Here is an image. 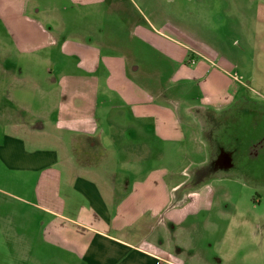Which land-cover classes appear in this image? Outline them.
Masks as SVG:
<instances>
[{"label": "rangeland", "instance_id": "rangeland-1", "mask_svg": "<svg viewBox=\"0 0 264 264\" xmlns=\"http://www.w3.org/2000/svg\"><path fill=\"white\" fill-rule=\"evenodd\" d=\"M77 29L125 64L128 83L158 100L163 91L174 103L199 104L204 78L218 69L248 92L254 102L241 97L219 110L199 108L184 146L166 145L174 153L172 182L187 184L175 194L206 197L200 208L184 202L192 212L170 226L185 252L203 258L189 264H264V159L256 147L264 112V0H0V69H15L17 77L28 66L50 71L54 40H71ZM17 77L12 82L0 71V84ZM249 142L252 159L243 153ZM229 160L233 165H225ZM2 164L0 264H22L27 252L46 262L57 258L42 250L37 207L6 191L17 192L4 184L10 173ZM165 164L171 160L155 163ZM23 240L33 249L26 251Z\"/></svg>", "mask_w": 264, "mask_h": 264}, {"label": "crops", "instance_id": "crops-1", "mask_svg": "<svg viewBox=\"0 0 264 264\" xmlns=\"http://www.w3.org/2000/svg\"><path fill=\"white\" fill-rule=\"evenodd\" d=\"M72 36L54 40L50 71L28 66L17 77L0 69L18 81L0 84V160L10 173L4 184L17 192L6 191L33 202L42 250L58 255L46 262L27 252L22 264L202 262L174 240L170 223L192 212L184 202L200 208L206 197L176 195L187 184L172 182L166 145L184 146L199 108L254 101L224 69L208 79L205 72L199 104L174 103L163 91L158 100L128 83L125 64L96 50L89 36L79 29ZM261 122L264 159V112Z\"/></svg>", "mask_w": 264, "mask_h": 264}, {"label": "flooded vegetation", "instance_id": "flooded-vegetation-1", "mask_svg": "<svg viewBox=\"0 0 264 264\" xmlns=\"http://www.w3.org/2000/svg\"><path fill=\"white\" fill-rule=\"evenodd\" d=\"M250 127H252L251 125H249ZM250 133V132H249ZM252 140V139H251ZM249 144H250V142H249ZM248 144V145H249ZM261 144V138L257 141V143H256V147H259V146H261L260 145ZM248 145L246 146V151L245 152H243L244 154H246L247 156H248V158L249 159H252L254 156H255V153L253 152L254 151V149H253V145L252 144H250L249 145V147H248ZM259 145V146H258ZM233 158V157H232ZM226 160V159H225ZM232 163V164H231ZM226 164H228V165H233V162H230V160L229 161H225V165Z\"/></svg>", "mask_w": 264, "mask_h": 264}]
</instances>
